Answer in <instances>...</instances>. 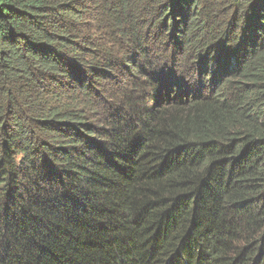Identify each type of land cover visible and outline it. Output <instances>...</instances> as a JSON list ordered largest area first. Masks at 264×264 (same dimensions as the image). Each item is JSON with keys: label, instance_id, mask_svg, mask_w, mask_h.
Returning a JSON list of instances; mask_svg holds the SVG:
<instances>
[{"label": "trees", "instance_id": "trees-1", "mask_svg": "<svg viewBox=\"0 0 264 264\" xmlns=\"http://www.w3.org/2000/svg\"><path fill=\"white\" fill-rule=\"evenodd\" d=\"M0 264H264V0H0Z\"/></svg>", "mask_w": 264, "mask_h": 264}, {"label": "rangeland", "instance_id": "rangeland-1", "mask_svg": "<svg viewBox=\"0 0 264 264\" xmlns=\"http://www.w3.org/2000/svg\"><path fill=\"white\" fill-rule=\"evenodd\" d=\"M95 30H97V29H95Z\"/></svg>", "mask_w": 264, "mask_h": 264}]
</instances>
